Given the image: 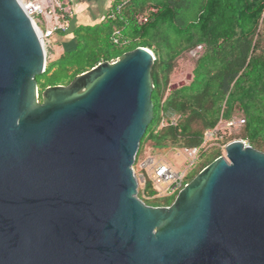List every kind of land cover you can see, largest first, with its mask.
Masks as SVG:
<instances>
[{"label": "water", "instance_id": "95a60500", "mask_svg": "<svg viewBox=\"0 0 264 264\" xmlns=\"http://www.w3.org/2000/svg\"><path fill=\"white\" fill-rule=\"evenodd\" d=\"M154 59L138 46L40 93L41 39L0 0V264H264V152L243 140L170 205L138 196Z\"/></svg>", "mask_w": 264, "mask_h": 264}, {"label": "trees", "instance_id": "16d2710c", "mask_svg": "<svg viewBox=\"0 0 264 264\" xmlns=\"http://www.w3.org/2000/svg\"><path fill=\"white\" fill-rule=\"evenodd\" d=\"M68 31L75 46L36 76L40 93L47 86L67 85L99 62L114 61L138 46L152 50L154 116L136 162L146 142L154 150L199 147L207 129L237 114L244 119L240 130L219 142L241 139L264 152V0H114L100 23ZM198 47L191 79L171 87L177 59ZM206 152L201 151L203 160L185 183L222 155L216 147ZM173 195L158 197L145 176L138 196L148 205L168 206Z\"/></svg>", "mask_w": 264, "mask_h": 264}, {"label": "built area", "instance_id": "2783aa9c", "mask_svg": "<svg viewBox=\"0 0 264 264\" xmlns=\"http://www.w3.org/2000/svg\"><path fill=\"white\" fill-rule=\"evenodd\" d=\"M45 3V7L47 9L46 14V22L50 24V20H52L51 25H46V29L42 30L38 23L34 19V15L36 14H42L44 12L43 7L40 3V0H18L19 4L21 5L24 12L30 17L40 39L42 42V45L46 51V39L52 36L57 30L65 31L67 30L68 24H62V21L65 20V10L60 3V0H43ZM138 22L141 23L144 21L143 17L137 18ZM118 32H115L113 41L117 42L118 38L115 36ZM200 48V47H198ZM196 50V49H195ZM47 58V53H46ZM222 122V120L219 121L217 126L211 129H207L204 132V138L203 142L199 147H193V148H183V154L186 157V160L188 162L187 169L184 171L176 172L171 169L167 164L155 161L153 158H145L141 163L142 169H147V178L149 181H151V184L153 188L157 192L158 197H165V196H171L173 194H176L186 183L185 178L187 176L188 168L193 167L199 157V154L201 151L205 150L207 148V144L209 141H214L218 146H221V143L219 141L222 140V134L219 131L218 125ZM172 124L176 123L175 119H172ZM244 123V119L240 120H228L225 121L226 127H232V126H240ZM213 143V144H215ZM246 144V143H245ZM223 145V147H225ZM182 153V150H181ZM143 182L145 183V176H142Z\"/></svg>", "mask_w": 264, "mask_h": 264}, {"label": "rangeland", "instance_id": "374dc122", "mask_svg": "<svg viewBox=\"0 0 264 264\" xmlns=\"http://www.w3.org/2000/svg\"><path fill=\"white\" fill-rule=\"evenodd\" d=\"M40 3L43 7L44 12L42 14L34 15V19L38 23L40 28L42 30H44V29H46V27L48 25H51L52 20H50V24H48L46 22L47 9L45 7V3L43 0H40ZM60 3H62L63 6H66L65 0H60ZM97 23H100V22L97 21ZM58 31H60V30H57L52 36H50L49 38H47L45 40L46 41V53H47L46 64L49 62L57 60L58 59L57 53L59 51H62V49H61L62 44L60 46V41H63L66 38H63L62 37L63 33L58 32ZM199 49L200 48H197L196 50H192L189 52H185L177 59V63L175 65V68H174V70L170 76V86L171 87H176V86L185 84L191 79V76H192L191 70H192L194 63H195V59L197 56V50H199ZM51 55H53V56L57 55V57L54 60H52L51 58H54V57L53 56L51 57ZM242 118L243 117L241 114H237L234 117V120H240ZM163 124H165L164 121L161 123V125H163ZM240 126H232L229 128V127H226L225 121L222 120V122L218 125L219 131L222 134V139L227 138L231 134H233V135L236 134L240 130V128H241ZM225 141L228 142L231 140L226 139ZM225 141H223L221 143L222 147L218 146L214 141H209L205 151L210 152L214 147H216V148H219L221 150L222 155H225V149H224L225 147H223V145L226 144ZM213 143H215V144H213ZM181 150H182V153H181ZM145 158H153L156 162L157 161L163 162V163L167 164L169 167H171V169L176 171V172L184 171L187 169V166H188V162L186 160V157L183 154V149L167 147V148H163L161 150H154L150 146V142H146L144 144V148H143L142 153L140 154L137 162L135 161L134 166H133L134 172H135V175H136V178L138 181V195H139V191L142 190L143 184H144L142 176H147V174L149 173L147 171V169L144 170L141 168V163ZM202 160H203V156H201V154H199V157H198L196 164L193 167L188 168L187 174H192L193 171L198 168V166L202 162ZM195 166H196V168H195ZM176 194L173 195V197H175Z\"/></svg>", "mask_w": 264, "mask_h": 264}, {"label": "crops", "instance_id": "0c3cea01", "mask_svg": "<svg viewBox=\"0 0 264 264\" xmlns=\"http://www.w3.org/2000/svg\"><path fill=\"white\" fill-rule=\"evenodd\" d=\"M113 2L114 0H65L66 6L63 7L66 21H62V24H68V28L64 32L58 31L63 33V38H66L60 41V46L62 44V51L57 53L58 58L65 50L75 46L76 42L72 32L68 31L69 27L94 25L97 24V21L101 22L105 18L107 12L111 10ZM53 55H51V57ZM57 55L53 56L54 58L51 59L54 60Z\"/></svg>", "mask_w": 264, "mask_h": 264}]
</instances>
